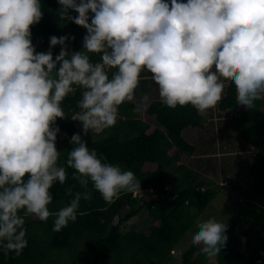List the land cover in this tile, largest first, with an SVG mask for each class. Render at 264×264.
Masks as SVG:
<instances>
[{
	"label": "clouds",
	"instance_id": "1",
	"mask_svg": "<svg viewBox=\"0 0 264 264\" xmlns=\"http://www.w3.org/2000/svg\"><path fill=\"white\" fill-rule=\"evenodd\" d=\"M61 19L87 30L84 51H66L68 34L49 37L38 52L30 25L43 15L41 0H0V251L20 255L26 239L25 216L41 221L54 216L53 231L77 219L81 198L89 192L67 190L70 203L56 212L48 205L54 183L67 173L58 164L56 119L66 117L61 102L78 86L83 130L114 126L119 106L134 101L141 73L147 70L169 108L187 104L203 111L221 96L227 77L238 104L247 108L264 98V0H57ZM74 10L78 15H69ZM90 13L91 22L89 23ZM60 45L53 58L52 47ZM88 53H98L92 61ZM57 65L59 67L57 68ZM108 69H116L109 77ZM144 94L134 111H145ZM67 165L87 188L89 181L112 203L121 192L141 191L131 170L103 162L80 134ZM24 210V215L20 211ZM192 243L209 257L226 245L227 224L216 217L195 220ZM173 253V252H172Z\"/></svg>",
	"mask_w": 264,
	"mask_h": 264
},
{
	"label": "trees",
	"instance_id": "2",
	"mask_svg": "<svg viewBox=\"0 0 264 264\" xmlns=\"http://www.w3.org/2000/svg\"><path fill=\"white\" fill-rule=\"evenodd\" d=\"M60 7L57 0H41L42 18L30 25L36 51L47 52L49 37L65 34L74 37L66 41V51H84L87 30L59 18ZM69 15L78 13L70 10ZM60 47H52L53 58ZM88 55L94 62L99 60L98 53ZM115 71H108L110 78ZM221 79L224 86L214 105L203 111L190 104L169 108L161 103L151 73L144 70L134 101L123 102L116 124L97 138L78 132L83 89L74 86L76 90L61 102L66 117L55 122L60 129L55 142L61 151L58 164L66 168L67 178L50 189L53 199L48 207L56 212L69 204L73 199L67 194L69 187L73 194L89 192L91 199L81 198L83 214L60 231H53L54 216L47 221L25 216L27 247L20 255L0 251V264H69L60 255L63 252L86 264H170L181 238L221 189L236 193L242 204L228 223L226 245L210 263L201 245L194 243L180 255L178 264H264V106L252 110L253 106L238 104L234 84L227 77ZM144 94L150 98L149 107L134 111ZM252 114L253 122L244 127ZM73 134H80L90 150L102 154L103 162L131 170L141 181V191H122L108 203L91 181L87 188L81 186L74 179L79 173L66 163L76 147L70 143ZM182 156L187 157L185 162ZM19 214L24 215V210ZM142 216L148 224L139 230Z\"/></svg>",
	"mask_w": 264,
	"mask_h": 264
},
{
	"label": "rangeland",
	"instance_id": "3",
	"mask_svg": "<svg viewBox=\"0 0 264 264\" xmlns=\"http://www.w3.org/2000/svg\"><path fill=\"white\" fill-rule=\"evenodd\" d=\"M107 70L112 72V71H115L116 69L107 68ZM262 106H264V99H260L258 102H256L253 105L252 110L259 109ZM253 120H254V115L252 114L251 117L244 122L243 126L244 127L248 126L249 124L253 122ZM77 128H78V132L81 135H85V136L91 135L93 136V138H97V136L107 133L106 132L107 129H104L102 131L101 130L84 131L81 121H78ZM186 159H187L186 156H182L181 160L182 162H185ZM241 205L242 204H241L240 197L236 193L230 191V189L228 190L221 189L217 192L215 199L209 204L207 209L197 217V219H207L209 217H216L218 220L225 221L228 227V223L234 219L236 212L240 208ZM144 217L145 216H142L139 220V225L137 228L139 230L145 229L147 227L148 222L146 218ZM194 227H195V223H193V225L190 227L188 232L181 238L178 245L175 247V251L171 255L172 259H171L170 264H178L180 255L184 251H186L189 246L194 244L189 239L190 232L193 230ZM261 230L264 233V225L261 226ZM60 255L63 257L62 258L63 260L64 258L68 259L69 264H70V261L73 262L74 264H86V262L82 261V259L76 261V260L70 259L69 255H68V258L67 256L65 257L64 252L60 253ZM80 258H83V257H80ZM86 261L87 262L89 261V263L91 262L90 258H86ZM209 262L210 263L214 262V256L209 257Z\"/></svg>",
	"mask_w": 264,
	"mask_h": 264
}]
</instances>
